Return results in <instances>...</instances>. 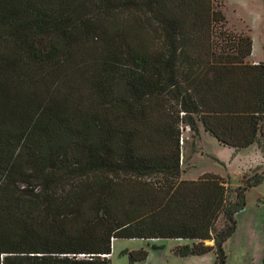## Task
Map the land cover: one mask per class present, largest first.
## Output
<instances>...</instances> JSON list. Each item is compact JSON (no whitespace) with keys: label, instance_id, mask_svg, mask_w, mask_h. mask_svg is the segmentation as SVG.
<instances>
[{"label":"trees","instance_id":"obj_1","mask_svg":"<svg viewBox=\"0 0 264 264\" xmlns=\"http://www.w3.org/2000/svg\"><path fill=\"white\" fill-rule=\"evenodd\" d=\"M225 22L214 0H0V264H111L116 239L227 264L264 169L183 179L179 146L182 121L264 148V60L216 46Z\"/></svg>","mask_w":264,"mask_h":264},{"label":"rangeland","instance_id":"obj_2","mask_svg":"<svg viewBox=\"0 0 264 264\" xmlns=\"http://www.w3.org/2000/svg\"><path fill=\"white\" fill-rule=\"evenodd\" d=\"M215 8L226 15L223 25L215 26L216 46L230 36L244 33L253 41L250 62L264 60V0H214ZM176 115L175 105L169 108ZM185 115V114H181ZM181 120V116H180ZM195 132L180 122L181 170L183 179H198L205 173L225 179L231 188L244 184L246 178L264 169V148L254 144L233 149L218 142L204 131ZM235 234L225 244L227 264H262L264 259V183L246 194V207L237 216ZM191 245L178 239H116L112 244L111 264H130L129 253L144 249L147 258L134 264H215L214 252L201 256L181 257L174 249ZM211 244V242H209Z\"/></svg>","mask_w":264,"mask_h":264},{"label":"crops","instance_id":"obj_3","mask_svg":"<svg viewBox=\"0 0 264 264\" xmlns=\"http://www.w3.org/2000/svg\"><path fill=\"white\" fill-rule=\"evenodd\" d=\"M254 62H258V61H253V62H251V63H254Z\"/></svg>","mask_w":264,"mask_h":264}]
</instances>
